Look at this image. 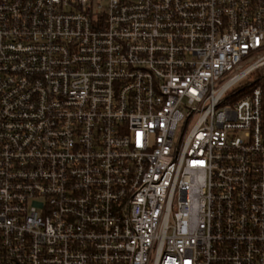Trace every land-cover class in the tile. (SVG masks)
<instances>
[{
  "label": "built area",
  "instance_id": "1",
  "mask_svg": "<svg viewBox=\"0 0 264 264\" xmlns=\"http://www.w3.org/2000/svg\"><path fill=\"white\" fill-rule=\"evenodd\" d=\"M0 264H264V0H0Z\"/></svg>",
  "mask_w": 264,
  "mask_h": 264
}]
</instances>
